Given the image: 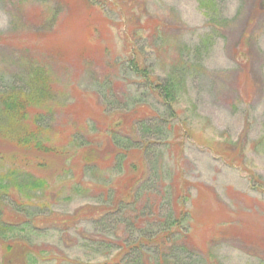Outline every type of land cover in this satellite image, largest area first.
Masks as SVG:
<instances>
[{
    "label": "rangeland",
    "instance_id": "374dc122",
    "mask_svg": "<svg viewBox=\"0 0 264 264\" xmlns=\"http://www.w3.org/2000/svg\"><path fill=\"white\" fill-rule=\"evenodd\" d=\"M103 3L90 8L77 0H0V34L9 31L11 35H18L14 44L22 45L23 50L28 47L26 52H32L33 59L40 57L42 64L45 60L34 49L37 45L43 44V48L51 43L66 55L44 65L57 90L59 109L51 121L54 145L69 151L68 155L38 157L19 152L14 157L17 168L48 183L42 195L31 198L29 207H46L44 211L48 213L70 214L86 204L97 205L98 201L92 198L103 196L92 187L96 180L88 182L82 175V149L64 148L69 145L71 129L88 131V116H94L98 121L96 126L103 129L102 126L108 127L111 122L112 117L105 119L104 115L114 110L112 107L116 110L137 108L139 117L147 111L149 114L163 111L161 100L149 90L135 92L133 83L137 80L123 70L122 64L133 55L135 47L140 50L152 77L162 78L174 67L178 69L176 65L183 69L185 79H180L174 109L176 119L184 122L190 136L181 128L176 140L180 145L175 150H168L161 139L153 147L156 152L144 147L133 149L127 161L142 163V157L149 158L152 170L153 165L173 167L176 169L173 174L180 173L179 181L181 178V182L189 184L195 207H190L189 201L187 206L193 213L192 234L200 248L198 251L212 253L220 264H259V259L247 252L252 248L244 242L256 233L264 241V217L260 215L264 214V191L261 190L264 189V0H110ZM33 23L46 25L45 38H34ZM80 50L88 51L93 57L76 58ZM9 55L10 50L0 49V74L14 69ZM102 81H110V90L105 93L107 100L101 90L96 92ZM106 101L109 102L105 104ZM87 111L92 114H85ZM133 121L127 120L126 133L139 141L142 135L135 130ZM105 141L103 146L107 147ZM105 149L102 160L110 162V150ZM12 154L9 147L0 149L4 165L0 170L11 165ZM142 165L146 169L148 162ZM63 169L69 171L63 173ZM114 177L117 176L112 166L98 162L93 178ZM77 183L80 189L75 188ZM193 184L200 187L198 191L209 193L207 201L196 199L198 192ZM215 198L230 210L227 217L241 218L246 226L229 228L226 240L211 243L215 222L208 220L212 218L209 214L216 213ZM20 201L26 203L23 199ZM6 209L11 211L9 206ZM41 210L30 211L41 213ZM250 220L256 221V226L247 224ZM206 221L210 229L204 228ZM39 223L38 237L34 240L45 253L34 264L105 261L103 254H96L91 245L79 238L80 231L94 232L90 221L82 219L67 232H57L50 224Z\"/></svg>",
    "mask_w": 264,
    "mask_h": 264
},
{
    "label": "trees",
    "instance_id": "16d2710c",
    "mask_svg": "<svg viewBox=\"0 0 264 264\" xmlns=\"http://www.w3.org/2000/svg\"><path fill=\"white\" fill-rule=\"evenodd\" d=\"M77 1L90 8L104 5L103 1L110 2V0ZM50 19L51 16L48 17L47 24ZM210 20L214 21L213 18ZM25 21L29 24L28 20ZM212 25L214 28L215 24ZM32 31L34 32L31 34H35L34 38H45L47 35L43 33L47 32L48 28L46 25L33 23ZM17 36L11 35L9 31L7 34H0V49L11 51L9 56L14 66L9 73L0 74V149L9 147L13 152L11 165L0 170V249L2 251H0V264L38 263L37 257L45 253V250L40 249L34 240L38 237L40 221L50 224L57 232H67L82 219L90 221L94 232L80 231L79 238L81 242L91 245L96 254L105 256L106 259L101 264L219 263L215 261L216 258L212 253L203 254L198 251L199 247L197 248L193 240V213L190 207L195 205V199L190 198L189 184L185 181L181 182V178L179 181L180 173L173 174V170L176 169L167 165L159 168L153 165L152 170L149 166V158L146 157L140 159L143 160L142 163L127 161L128 154L133 149L144 147L156 152L153 147L157 146L159 142L156 141L161 139L166 142L164 144L168 146V150L172 148L175 150V147L180 145L176 140L181 128H184L185 135L190 136L184 122L176 119L177 112L174 109V102L180 90V79H185L182 75L183 69L176 65L178 69L174 67L164 77H152L149 67L141 59L140 50L135 47L132 50L133 55L122 64L123 70L137 80L133 83L135 92L138 93L140 89L149 90L161 100L163 111L151 112L152 114L147 111L139 117L137 108L116 110L118 108L112 107L114 110L104 115L105 119L112 117L111 122L108 127L107 124L102 126L103 129L96 126L95 122L98 121L94 116H88L89 133L88 131L84 133L78 128L71 129L68 136L69 145L64 148L71 149L69 147L72 146L76 150L82 149L80 159L82 175L88 182L95 179L97 183H92V187L101 192L98 195L103 194V196L98 199L92 198L98 201H94L97 205L86 204L70 214L48 213L49 211H44L46 207H29L32 204L31 198L42 195L48 183L43 178L17 168L14 157L19 152L38 157L47 154L53 157L58 154L68 155L69 151L54 145L55 136L51 131L53 128L51 121L59 106L53 78L45 67V62L62 59L66 55L51 43L43 48V44L37 45L34 49L40 51L42 61L45 60L42 64L39 61L40 57L38 60L33 59L32 52H26L28 47L23 50L22 45L14 44ZM156 37L159 40L161 35L159 36L158 33ZM44 48L46 52L43 51ZM195 49L198 52V48ZM75 55L82 60L93 57L84 50H80ZM99 84L98 91L95 90L98 93L101 90L107 100L105 93L110 90V81H102ZM101 98L103 100V97ZM108 102L106 101L105 104ZM85 114L91 115L92 111H87ZM71 119L74 120L75 117ZM128 119L134 120L135 130L142 135L139 141L126 133ZM104 139L107 140L105 141L108 143L107 147L103 146ZM262 142L263 139L258 144ZM101 148L103 149L99 150ZM105 148L110 150V162L102 160ZM143 154L144 152L142 156ZM1 157L3 156L0 155V168L4 166ZM145 161L148 162L146 169L142 165ZM98 162L112 166L117 177L109 180L93 178L98 170ZM68 171L63 169V173ZM252 179L256 187L258 185L255 183L256 177L253 176ZM193 186L196 193L198 192L196 199L207 201L209 193L198 191L200 187L196 184ZM75 188L80 189V184L77 183ZM20 199L25 200L26 203H22ZM214 201L216 213L209 214L212 218L208 220L215 222V236L211 235V243L218 239L226 240L229 228L246 226L241 218L234 220L227 217L226 214L230 210H227L218 198ZM8 206L11 208L10 212L6 209ZM31 209L42 210L41 213H37V211L31 212ZM260 215L264 217V214ZM248 223L256 226V221L250 220ZM204 228L210 229V223L206 221ZM231 234L234 238H238V235ZM255 235V237L249 236L244 245L252 248V250L247 249V252L258 258L259 264H264V241L259 238V234Z\"/></svg>",
    "mask_w": 264,
    "mask_h": 264
}]
</instances>
